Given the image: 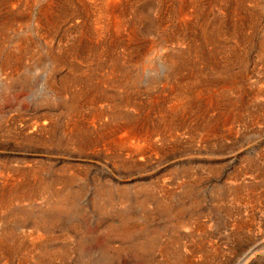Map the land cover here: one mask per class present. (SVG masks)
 <instances>
[{"label": "rangeland", "instance_id": "obj_1", "mask_svg": "<svg viewBox=\"0 0 264 264\" xmlns=\"http://www.w3.org/2000/svg\"><path fill=\"white\" fill-rule=\"evenodd\" d=\"M196 1L191 21H183L177 0H119L115 13L138 24L137 33L129 21L122 35L109 27L97 39L99 25L91 18L101 16L107 0H0V200L24 191L0 207V264H264V0ZM202 7L209 8L210 22L221 24L214 38L224 48L213 57L214 44L194 35ZM136 9L148 18L138 21ZM148 21L164 25L149 30ZM84 29L94 47H79L83 58L71 56ZM193 39L209 52V65L199 64L203 76L190 64L183 70L185 89L192 88L178 97L184 108L170 111L177 99L165 81L167 54L187 53ZM105 50L132 76V103L123 105V114L141 119L148 111L150 131L166 114L175 119L172 130L129 136L124 119L112 117L101 98L96 107L105 114L96 116L91 104L69 114L76 91L123 96L120 85L95 82L98 74L109 77V58L83 77L87 64L105 62L97 57ZM73 73L83 82L70 81ZM228 75L236 92L225 88ZM198 91L209 101L196 99ZM62 193L70 204L58 210ZM20 210L33 215L17 221ZM54 213L57 218L35 224L40 214ZM148 235L153 246L139 247Z\"/></svg>", "mask_w": 264, "mask_h": 264}, {"label": "bare ground", "instance_id": "obj_2", "mask_svg": "<svg viewBox=\"0 0 264 264\" xmlns=\"http://www.w3.org/2000/svg\"><path fill=\"white\" fill-rule=\"evenodd\" d=\"M53 1V0H52ZM83 1V0H82ZM102 1V0H101ZM119 0H107V2L105 3V6H103L102 7V9L103 10H101V12H100V14L99 15H101V16H98V17H96V18H91V20H92V22L93 23H96V24H98L99 25V29H100V31H98V35H99V37L97 38V39H99V38H101L102 37V34L104 33L103 31H106L107 32V30H109V27H111L112 28V30H113V32L115 33V34H118V33H120L121 32V30L123 29V27L125 26V25H127V24H129V21H130V19H128L127 21H126V24H125V22H124V15L125 14H116L115 13V9H114V7L116 6L115 4H117V2H118ZM125 1V0H124ZM136 1H138V3H139V1L140 0H135V2ZM177 1H180V4H179V6L177 7L178 8V10H179V12L180 13H182L181 15H183V21H186L185 19H186V17H188V20H190L191 19V17H192V13H194L195 12V10L194 11H191V8H192V6L193 5H195L194 3L195 2H197L196 0H177ZM195 1V2H194ZM224 1V0H223ZM236 1V0H235ZM131 2H132V0H131ZM134 2V3H135ZM122 3V2H121ZM53 4H55V3H53ZM57 4V3H56ZM71 4V3H70ZM95 4V3H94ZM102 4V3H101ZM45 5V4H44ZM113 5H115L114 7H113ZM175 5H177V4H175ZM199 5V4H198ZM52 6V5H51ZM81 6V7H80ZM79 6V9L81 8V9H83V12H85L86 11V14L88 13L87 11H88V9L86 8V6L84 5V4H81ZM122 5H120V7H121ZM128 6V5H127ZM234 6V7H233ZM232 6V13L234 14V15H236V13L238 12V6H239V4H236V5H233ZM56 7H57V5H56ZM63 7V6H62ZM76 7V6H75ZM74 7V8H75ZM89 7V6H88ZM119 7V6H118ZM119 7V8H120ZM174 7V6H173ZM196 7H198V6H196ZM53 8H55V7H53ZM65 8V7H64ZM129 8H130V6H129ZM231 8V7H230ZM50 9H51V7H50ZM56 9V8H55ZM78 8H76V9H73L72 10V13H75L76 12V10H77ZM121 9V8H120ZM175 9V8H174ZM202 9V15H201V17L199 16V18L198 19H195V20H197V22H196V25H197V32H195L196 34H194V35H198V36H201V39H202V44L204 45V44H208V46H209V42H212L213 44H214V48H215V53L214 54H212L211 56L213 57L216 53H218V54H220V53H222V50H223V46H221V47H219L218 48V42L220 41V38H214L215 37V34L216 33H218V32H220V26H221V24L219 23V22H214V20L213 21H209V8L207 9L206 7H202L201 8ZM227 9V8H226ZM60 10V9H59ZM71 10V9H70ZM90 10V9H89ZM92 10V9H91ZM95 10V9H94ZM130 10V9H129ZM144 10V9H143ZM42 11V10H41ZM67 11H68V8H67ZM80 11V10H79ZM96 11V10H95ZM150 11V10H149ZM175 11V10H174ZM218 11V10H217ZM56 12V11H55ZM57 12H59L58 10H57ZM90 12V11H89ZM93 12V11H92ZM128 12H130V11H128ZM134 13L132 14V16L134 17L135 15H138L139 16V18H137L138 19V21L139 20H141L140 18H145L146 17V19L148 18L147 17V12L146 13H144L141 9L140 10H138V9H136V10H134L133 11ZM230 12V13H231ZM241 12V11H240ZM123 13V12H122ZM176 13H178V12H176ZM196 13V12H195ZM198 13H199V9H198ZM228 13H229V11H228ZM53 15V14H52ZM175 15V14H174ZM198 15V14H197ZM60 16V15H59ZM89 16H91V15H89ZM196 16V15H195ZM93 17V16H92ZM137 17V16H136ZM176 17V16H175ZM180 17V16H179ZM135 18V17H134ZM190 18V19H189ZM253 18V17H252ZM43 19V18H42ZM127 19V18H126ZM145 19V20H146ZM166 19V18H165ZM241 19V18H240ZM49 20V19H48ZM54 20V19H53ZM90 20V21H91ZM170 20V19H169ZM41 21V20H40ZM40 21L38 22V24L37 25H40ZM131 21H132V19H131ZM130 21V22H131ZM137 21V20H136ZM157 21V20H156ZM167 21V20H166ZM181 21V20H180ZM191 21V20H190ZM251 21H252V19H251ZM5 22V21H4ZM82 22V21H81ZM88 22V21H87ZM128 22V23H127ZM254 22V21H253ZM49 23V22H48ZM51 23H55L54 21H52ZM132 23L133 22H131V24L130 25H132ZM187 23H189V22H187ZM222 23V22H221ZM43 24V23H42ZM148 24H150V28H148L149 30L152 28V27H154V29H156L157 28V25L158 26H162V25H164L163 24V21L161 22L160 21V23H154V22H152V21H148ZM186 25V24H185ZM192 26H193V24H191ZM195 25V24H194ZM86 26V25H85ZM96 26V25H95ZM137 26H138V24H134L133 23V25L132 26H130L131 27V30H132V32L134 33H137V31H138V29H137ZM189 26V25H188ZM49 27V26H48ZM127 27V26H126ZM130 27H129V29H130ZM186 27V26H185ZM87 28H89L88 26H87ZM187 28V27H186ZM81 29V28H80ZM128 29V30H129ZM1 30V29H0ZM95 30V29H94ZM124 30V29H123ZM90 30H88V29H84L83 30V32H80L79 33V39H78V43H75V41L73 42V44L71 45V48L69 49V51H68V53H70V55L71 56H74V55H76V56H78V58H83L81 55H79V54H82V53H79L80 51V48L79 47H81V49L83 50V51H85L86 49H89V50H92V48L94 47L93 45H90V44H88V42L89 43H91V39H90V32H89ZM92 31V30H91ZM96 31V30H95ZM110 31V30H109ZM186 31V30H185ZM235 29H233L232 30V32H233V34H235ZM111 32V31H110ZM109 32V33H110ZM128 32H130V31H128ZM228 32V31H227ZM144 33V32H143ZM93 34V33H92ZM96 34H97V32H96ZM114 34V35H115ZM121 34V33H120ZM225 34V33H224ZM106 35H108V34H106ZM111 35V34H110ZM122 35V34H121ZM216 35H218V34H216ZM238 35L239 34H236V37H238ZM93 36V35H92ZM109 36V35H108ZM94 37V36H93ZM111 37H112V35H111ZM225 37V36H224ZM231 37V36H230ZM235 37V38H236ZM106 38V37H105ZM108 38V37H107ZM116 38V37H115ZM132 38V37H131ZM168 38H170V37H168ZM172 38V37H171ZM243 38V37H242ZM241 38V39H242ZM84 39H86L87 40V42L86 43H84L83 42V40ZM93 39V38H92ZM102 39V38H101ZM227 39V38H226ZM104 40V39H103ZM102 40V41H103ZM112 40H114L115 42H116V40H118V39H112ZM158 40V39H157ZM184 40V39H183ZM186 40V39H185ZM22 41V40H21ZM20 41V42H21ZM94 41H95V39H94ZM93 41V42H94ZM101 41V42H102ZM111 41V40H110ZM114 42V43H115ZM169 42V41H168ZM171 42V41H170ZM184 42V41H183ZM240 42V41H239ZM26 43V42H25ZM100 43V42H99ZM108 43V42H107ZM113 43V44H114ZM158 43V42H157ZM238 43V42H237ZM261 43H263V42H261ZM110 44V43H109ZM198 44V43H197ZM201 43H199L198 45H196L195 43H194V39H193V41L191 42H189V43H187V49L189 50L187 53L185 52V53H183V52H176V51H174V50H171V52H168V54H167V56H168V62L166 63L168 66H169V72H168V74H167V76L165 77V81H166V84H169V85H171L170 86V88H171V91H172V94H174V96H175V98L177 99V103H175V106H173L171 109H170V111H172V110H177L178 111V109L180 108V107H183L184 108V102H185V100L184 101H180L179 99H178V97H180L184 92H189V90H191V86H187V89H185V85H184V81H185V78L186 77H184V75H183V70L184 69H186V68H188L190 65V67L192 68L191 69V71L193 72H195V74H197L198 72H199V74L200 75H198V76H203V72L202 71H204V70H202V69H199V64L200 63H202V62H204V61H206V63H208V64H206V65H209V59H210V57H209V52H208V55H206V54H204V52L202 51V48H203V45H202ZM236 44V43H235ZM23 45V44H22ZM96 45H97V43H96ZM104 45V44H103ZM155 45V44H154ZM239 45V44H238ZM105 46V45H104ZM103 46V47H104ZM107 46V45H106ZM225 46V45H224ZM23 47V46H22ZM100 48H101V46H99ZM110 47V46H109ZM207 47V46H206ZM105 49H106V47H104ZM95 49H96V47H95ZM99 49V48H98ZM169 49V48H168ZM207 49V48H206ZM209 49V48H208ZM229 49H231V48H229ZM235 49V48H234ZM100 50H102V49H100ZM104 50V49H103ZM67 51V50H66ZM65 51V52H66ZM194 53H193V52ZM208 51V50H207ZM60 52V51H59ZM95 52V51H94ZM93 52V53H94ZM231 51H229V53H230ZM28 53V52H27ZM225 53V52H224ZM228 53V54H229ZM233 53V52H232ZM65 55H66V53H65ZM69 55V54H68ZM95 55V54H94ZM97 57L99 58V59H105V62H103V61H100V62H98L97 64H94L93 65V67L91 66L90 67V63L89 64H87L86 65V67L88 68V70H87V68H86V70H81L82 71V73H83V77L84 78H87L88 79V77L91 75V73L93 74V72H95V71H99V69H101V68H103L104 67V65H105V63H107V61L106 60H108V58H109V54H108V51L107 50H105V52L103 53L102 51H101V53H100V51H99V53L97 54ZM220 58V57H219ZM229 58V55L227 56H224V59L223 60H225V61H227V59ZM59 59V61H61L62 59L60 58V57H58L57 59H56V61ZM11 60V59H10ZM9 60V61H10ZM13 60H14V58H13ZM19 60V59H18ZM67 61V60H66ZM192 61V62H191ZM230 60H228L227 62H229ZM13 62V61H12ZM84 62V61H83ZM7 63H9V62H6V64ZM64 64V63H63ZM108 76L109 77H107V78H101L100 76H99V74H98V76L95 78V77H93V78H95L96 80H95V82L96 81H98V83L99 82H104V83H106V82H108V81H111V84L112 85H120L121 86V92L123 91L124 92V94H123V96L120 98V99H118V98H116V96L113 94V93H111V92H108V91H106V90H101V89H95V91L94 92H92V93H89L88 91H93V89L91 88V89H88V91H86V93H84L82 90L80 91L79 90V93L76 91V92H74V93H72V96H71V98H73V100H74V102L73 103H71V106H69L68 107V112H69V114H71L72 112H74L78 107H82L83 105L85 106V104H91V108L92 109H95V110H97L98 111V113H97V115L96 116H101V114H105V112H107L106 110H103V108H98V107H96V101H97V99H99V98H101V99H105L108 103H107V105H108V107H106L107 109H109V111H110V114L111 115H113L112 117H114V118H121V119H124V126H126V128L128 129V135L129 136H137L136 138H139V139H142V137L143 136H147V135H152V133L154 132V131H161V130H163V132H165V133H167L168 131H170V130H172L173 129V125L175 124V122H174V118H171L170 116H168V115H166V114H163L162 116H160L161 117V119L160 120H158V123L156 122L155 124L154 123H151L153 126H152V128H151V130L152 131H150V128H149V126L147 125V121H148V118H149V112L148 111H146V113H145V115L143 116V118H141V119H138V118H136V119H134L133 117H131V116H125L123 113L124 112H122V107H123V105H127V104H130V103H132V92H131V90H130V87L127 85V80H129V81H131L132 80V76L127 72V70H126V68L122 65V63H120V61H118V60H113V59H111V58H109V60H108ZM190 64V65H189ZM204 64V63H203ZM189 65V66H188ZM123 67V68H122ZM205 68H206V66H205ZM190 69V68H189ZM19 70V69H18ZM74 71V70H73ZM73 71H71V72H73ZM219 72V71H218ZM96 73V72H95ZM74 74V76H70V78H69V80L71 81L72 79H73V81H76L77 83H78V85L80 84V82H83V80H81V78H79V76H77L78 74H75V73H73ZM189 74V73H188ZM224 74H226L225 72H224ZM96 76V75H95ZM228 79H226V78H224V79H226V89H229L230 91H234L237 87H238V85H237V83L234 81V76H232V75H228ZM91 78H92V76H91ZM92 78V79H93ZM174 79H177V81H174ZM195 79H196V77H195ZM193 80V81H196V80ZM190 80V79H189ZM90 81V80H89ZM89 81H88V83H89ZM187 81V80H186ZM93 82V81H92ZM181 82L183 83V84H181ZM190 82V81H189ZM188 82V83H189ZM87 83V84H88ZM194 83V82H193ZM86 84V86H88ZM95 84V83H94ZM189 84H191V83H189ZM192 85V84H191ZM92 86V85H91ZM94 86H96V85H94ZM97 87V86H96ZM54 88H56V87H54ZM83 88H85L84 86H83ZM90 88V87H89ZM237 90H239V89H237ZM204 91H206V90H204ZM204 91H198V92H194L195 94H193V96H195L196 97V99H199V97L201 96H205V94H204ZM241 91V90H240ZM235 92H236V90H235ZM99 93V94H98ZM207 93H209V90L207 91ZM213 93V92H212ZM211 93V94H212ZM63 94V93H62ZM222 94V93H221ZM213 96V95H212ZM75 98H78V101L76 102V99ZM204 98H206L208 101H209V96H205ZM213 98V97H212ZM216 102L217 101H222V100H220L221 98L219 97V95H217L216 94ZM80 99H83V101L82 100H80ZM111 99V100H110ZM222 99H224V97H223V95H222ZM72 102V101H71ZM211 102H213V100L211 101ZM214 102H215V100H214ZM205 103L206 104H208V102L207 101H205ZM188 104V103H187ZM213 104V103H212ZM92 105H94L95 107H92ZM225 105V104H224ZM233 105V104H232ZM110 106V107H109ZM133 106V105H132ZM217 106V105H216ZM90 107V106H89ZM111 108L113 109V110H111ZM182 109V108H181ZM180 110V109H179ZM145 112V111H144ZM143 114V113H142ZM77 115V114H76ZM122 115V116H121ZM44 116V115H43ZM47 117H48V115H47ZM46 117V118H47ZM69 117V116H68ZM44 118V117H43ZM94 118H95V116H94ZM71 119V118H70ZM78 121V120H77ZM99 121V120H98ZM101 121V120H100ZM50 124H52V123H50ZM71 125V124H70ZM74 125V124H73ZM50 126V125H49ZM82 126V125H81ZM80 127V126H79ZM81 129V128H80ZM83 130V129H82ZM81 132V131H80ZM207 132V131H206ZM212 132H214V131H212ZM72 133V132H71ZM156 135V134H155ZM152 137V136H151ZM110 139V138H109ZM116 139V138H115ZM145 139V138H144ZM151 139V138H150ZM164 139V138H163ZM111 140V139H110ZM114 140V139H113ZM124 140V139H123ZM122 140V141H123ZM148 140V139H147ZM112 141V140H111ZM135 141V140H134ZM137 141V140H136ZM108 142H110V141H108ZM115 142H116V140H115ZM126 142V141H125ZM127 142H128V140H127ZM126 142V143H127ZM149 142V141H148ZM111 143V142H110ZM113 143V142H112ZM118 143V142H117ZM116 143V144H117ZM120 143V142H119ZM151 143V142H150ZM115 144V145H116ZM120 144H124V143H120ZM127 145H128V143H127ZM126 145V146H127ZM120 146V145H119ZM124 146V145H123ZM145 148V147H144ZM139 149V148H138ZM132 151V150H131ZM133 152V151H132ZM141 152V151H140ZM138 153H139V151H138ZM13 179V178H12ZM8 182V181H7ZM47 183V182H46ZM7 184V183H6ZM10 184V183H9ZM9 184H7V185H9ZM16 185V184H15ZM29 186V185H28ZM9 187V186H8ZM68 188V187H67ZM9 189V188H8ZM45 189V188H44ZM16 190V189H15ZM37 190V189H36ZM6 191V190H5ZM9 191V190H8ZM14 191V190H13ZM40 192H42L43 193V189H40L39 190ZM47 191H49V190H47ZM16 192V191H15ZM40 192H38V193H40ZM67 192V191H66ZM37 193V192H36ZM69 193V192H68ZM68 193H67V195H65V193L61 196V197H59L60 199L57 201V203L55 204L56 206L54 207V208H57L58 210H63V209H67L68 207H69V204H70V201H69V199H70V195H68ZM20 195H22V197L24 196V191H21V192H16V193H11V194H9V196L7 197L6 195H4V196H2L1 197V200H0V207H4L5 208V206H8L9 204L8 203H11L10 201H12L13 199H15L16 198V196H19L20 198H21V196ZM26 195V194H25ZM34 195V194H33ZM19 197H17V198H19ZM16 198V199H17ZM19 198V199H20ZM167 199V198H166ZM56 200V199H55ZM11 206V205H10ZM182 208V207H181ZM7 209V208H6ZM12 209V208H11ZM184 209H185V207H184ZM2 211V210H1ZM5 211V210H4ZM188 211V210H187ZM3 212V211H2ZM33 212V211H32ZM32 212H29V211H27V210H20V211H18L17 213H18V216L20 217V218H17V221H24L25 219H27L28 217H30V216H32L33 215V213ZM67 212V211H66ZM8 214V213H7ZM38 214V213H37ZM10 215V214H9ZM181 215V214H180ZM1 216V215H0ZM148 216V215H147ZM13 217V216H12ZM39 218H38V220H37V222L35 223V224H37V225H39V224H42V223H45V222H47V221H51V220H53L54 218H57L58 216H57V214L56 213H54L53 215H51V216H47V214H40L39 216H38ZM147 218V217H146ZM177 218H178V215H177ZM12 219V218H11ZM175 219V218H174ZM8 220V219H7ZM1 221V220H0ZM173 221V220H172ZM188 221V220H187ZM3 222H4V220H3ZM19 224V223H18ZM21 224V223H20ZM24 225V224H23ZM10 226V225H9ZM46 226V225H45ZM7 227V226H6ZM13 227V226H12ZM126 228V227H125ZM15 230V229H14ZM128 230H130V229H127V231ZM6 231V230H5ZM13 231V230H12ZM159 232V231H158ZM157 233V232H156ZM15 238V237H14ZM1 239H2V241H1ZM11 239V238H10ZM13 239V238H12ZM174 240V239H173ZM13 242V241H12ZM4 243H5V240H4V237H1L0 238V245H2V246H4ZM11 243V242H10ZM15 244V243H14ZM153 244H154V236L152 235V236H147V238H145L144 239V241L143 242H139V247H141V248H149V247H151V246H153ZM16 248V247H15ZM191 248V247H190ZM160 251H163L165 254L167 253V249H166V247H164V248H162V250H160ZM195 251V250H194ZM3 252V251H2ZM11 252H12V250H11ZM176 252V251H175ZM218 252V251H217ZM19 253V252H18ZM169 253V252H168ZM168 253H167V255H168ZM178 253V252H177ZM217 254V253H216ZM215 254V255H216ZM191 255V254H190ZM190 255H188V256H190ZM47 256V255H46ZM162 256V255H161ZM199 256V255H198ZM165 259V258H164ZM168 259V258H167ZM172 259V258H171ZM185 259H187V258H185ZM191 262V261H190ZM186 264V263H185ZM191 264V263H190ZM198 264V263H197Z\"/></svg>", "mask_w": 264, "mask_h": 264}]
</instances>
